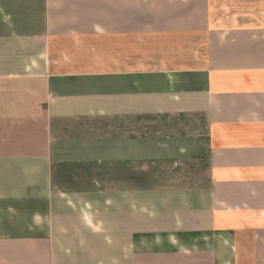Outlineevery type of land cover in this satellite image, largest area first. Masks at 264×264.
Listing matches in <instances>:
<instances>
[{"label": "crops", "instance_id": "1", "mask_svg": "<svg viewBox=\"0 0 264 264\" xmlns=\"http://www.w3.org/2000/svg\"><path fill=\"white\" fill-rule=\"evenodd\" d=\"M0 264H264V0H0Z\"/></svg>", "mask_w": 264, "mask_h": 264}]
</instances>
